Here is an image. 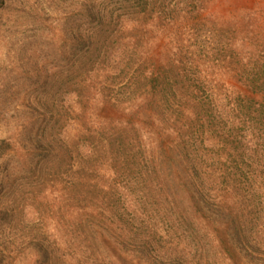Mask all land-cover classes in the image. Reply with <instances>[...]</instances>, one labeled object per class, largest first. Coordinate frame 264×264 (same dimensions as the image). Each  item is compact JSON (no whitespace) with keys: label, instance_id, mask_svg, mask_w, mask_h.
I'll use <instances>...</instances> for the list:
<instances>
[{"label":"rangeland","instance_id":"obj_1","mask_svg":"<svg viewBox=\"0 0 264 264\" xmlns=\"http://www.w3.org/2000/svg\"><path fill=\"white\" fill-rule=\"evenodd\" d=\"M129 3L0 0V264H52L45 255L37 263L31 258L38 242L45 251L55 242L58 261L75 264L68 257L76 244L68 235L65 210L69 188L77 183L70 170L81 164L92 171L88 177L98 188L92 196V188L87 190L84 199L74 193L81 200L76 198L75 207L90 205L91 198L98 212L90 264H155L143 249L155 235L162 236L157 248L164 264H264V100L259 98L264 93V0H212L203 17L198 8L188 7L182 38L192 46H184L209 50L212 70L206 73L214 82L202 86L208 92L200 94L194 112L186 106L175 114L162 83L147 85L133 73L114 70L115 47L107 50L100 34L86 38L100 17L96 13L110 17V35L149 10L146 4L128 8ZM87 8L94 9L91 20L84 17ZM237 15L240 35L223 22ZM84 44L89 56L105 65L92 67L99 93L86 96L88 101L71 98L62 82L82 63ZM253 80L252 94L246 84ZM90 89L87 85L85 92ZM150 89L160 92L157 100L162 97L165 111L154 117L155 124L145 111ZM55 96L70 107L91 112L97 107L102 122L85 127L100 126L92 140L64 118L60 127L65 126L67 144L60 143L59 157L51 158L57 172L45 164V156L23 160L4 144L35 138L45 127L37 108ZM91 146L95 157L86 160L82 154ZM151 150L157 155L155 168L143 162ZM166 151L176 162L164 159ZM123 153L136 158L129 156L126 164ZM203 189L207 196L195 198Z\"/></svg>","mask_w":264,"mask_h":264},{"label":"trees","instance_id":"obj_2","mask_svg":"<svg viewBox=\"0 0 264 264\" xmlns=\"http://www.w3.org/2000/svg\"><path fill=\"white\" fill-rule=\"evenodd\" d=\"M174 1L170 2L169 5L167 3L159 2L156 0H128L129 7L134 8L136 4L139 8H144V4H146V8L149 10H143L138 13V19L136 22H126V25L121 23V30L112 31L109 35V20L110 17L107 16V13L101 11L98 14L99 19H94L95 21L91 24L95 23L94 30H89L86 38L92 36L93 38L100 34L104 39H101L102 42L108 46L107 50L115 47L114 53L117 54L114 56V62L112 67L114 70H118L122 68L124 74L125 71L128 73H133L134 80L135 79H143L146 81L147 85H151L152 83L158 84L161 87L169 88L162 91L164 93L165 98L169 101V104L173 105L174 114L178 110H183L186 106H189L190 110L199 104L200 94H203L205 97V93L208 91H204L201 89L203 85L213 84V80H211V76L209 75L207 69H211L212 67L208 66L207 58L210 56L209 50L206 51L202 48L200 53L197 51H191V49L187 48L190 46L185 44V40L182 36L185 34V20L186 15L189 14L187 9L189 6L194 8H198L197 12L201 17H203L206 13L207 8L205 6L210 3L212 0H169ZM132 6V7H131ZM163 6V8H162ZM94 10V9H93ZM93 10L87 8L85 10L84 17L85 19L91 20L93 16ZM151 10V11H150ZM96 11V10H95ZM149 11L151 13H149ZM155 13V16L152 17V23L150 24V16L152 13ZM203 15V16H202ZM214 16V14H212ZM175 17V18H173ZM243 18V17H242ZM219 21V20H218ZM229 24V27L235 28L234 32H237L240 35V25H243L239 21V16L233 17L232 22H228L227 18L223 20ZM222 22V21H221ZM237 28V29H236ZM116 34V36H115ZM242 34V32H241ZM113 36V40L111 38ZM101 42V41H100ZM187 45V46H184ZM89 45L83 46L85 49V57L83 58L82 63L76 70H71L68 72L67 77L64 76L62 79L64 89H68V95L73 98L74 96L77 99L87 100V97L92 96V94L99 93L98 86L95 85V80L92 77V67L100 69L98 66H103L104 61L102 59L94 58L93 55L89 56L90 51L88 50ZM192 46V45H191ZM195 47V45H194ZM193 47V48H194ZM82 48V49H83ZM174 50V51H173ZM111 70H113L111 68ZM213 77V76H212ZM65 79V82H64ZM254 80L250 82L248 85V92H252L254 89ZM87 85H90L89 93H86ZM182 85V86H181ZM252 85V87H251ZM181 86V87H180ZM168 91V93H167ZM81 92L83 94L81 95ZM158 92V91H157ZM160 92L156 93V90L151 89L149 94H146L145 102H146V112L148 114L149 120L152 124H155L154 121L158 120L156 118L161 117L164 112L163 99L160 97L157 100ZM162 95V96H164ZM244 95V93H243ZM246 95V91H245ZM87 96V97H86ZM61 97H54L53 101L50 103L44 102L41 103V106H38L37 119L39 123L45 125L39 127V132L35 135V138H31L27 140V143L21 138L4 141V144L16 155H19L21 159H29V158H39L45 156L47 158L45 164L48 165L50 170H54L57 172V166L55 165L54 159L59 156L56 154L58 149H61L59 146L60 143L66 145V140L63 138L64 135L67 134L66 131H63L64 127H60L64 118L70 119L74 121L75 126L78 127V131L80 134L89 133L92 137L89 139L96 138V131L100 129L98 126L95 130H87L85 127L87 125L96 124L98 125L102 122L97 119V107L92 108L91 111H87L81 107H70L66 104L61 103L63 99L58 100ZM65 98V97H64ZM209 98V97H207ZM258 98V97H257ZM261 100H264V93L259 96ZM157 100V101H156ZM60 101V102H58ZM167 101V102H168ZM159 104V106L157 105ZM161 105V106H160ZM114 106V105H113ZM112 107V106H111ZM116 110V106L112 107ZM139 108V107H138ZM141 108V107H140ZM117 111V110H116ZM194 112V110H193ZM74 117V118H73ZM156 117V118H154ZM105 121V120H104ZM118 124H121L120 121H114ZM103 127V126H102ZM101 127V128H102ZM118 130H122L118 128ZM168 129H165L163 134H167ZM60 131V132H59ZM63 131V132H62ZM123 131V130H122ZM100 132V130H99ZM98 132V133H99ZM117 131L116 134H118ZM138 132V130H137ZM43 133V134H42ZM47 133V134H46ZM42 134V135H41ZM95 134V135H94ZM120 134V133H119ZM121 136L119 135V138ZM165 137V135H164ZM45 138V139H44ZM36 142V144H33ZM39 143V145H38ZM55 143V144H54ZM125 143L123 144V146ZM148 147V144L146 145ZM164 148V145H161ZM149 147L153 149L152 143L149 141ZM172 148V146H170ZM87 151V152H86ZM86 151L83 152L82 156L84 159L93 160L95 157L93 146L90 148H86ZM39 153V155H36ZM146 156L144 158V163L151 167L155 168L156 152L154 150L148 151L144 153ZM172 154V153H171ZM169 152L164 153V159H171L175 161L174 157H172ZM68 155V154H67ZM125 155L124 163H128L129 156L131 158H136L133 154L129 155L128 153H123ZM54 156V157H53ZM144 156V155H143ZM70 158V156H69ZM182 158V156H181ZM181 158L178 160L181 162ZM63 158H61L62 160ZM161 159V164L164 161ZM63 161V160H62ZM89 163V161H87ZM176 162V161H175ZM69 163V162H68ZM122 165H125V164ZM166 163V162H164ZM158 167V165H157ZM113 168V167H112ZM129 171L133 170L131 167L128 169ZM96 171V169H95ZM92 172L87 168L85 164H81L77 169L70 170L75 177V181H77L76 185L73 183V187L69 188V200H67L66 204V226L68 227V235L74 240V251L68 255L71 257V260L75 262V264H90L92 261L90 257L91 254H88L91 251V244L95 240V236L98 234V225L96 224L95 215L98 213L97 209H95L92 205L94 204L95 199L89 200L90 205H85L83 207H75L74 203L77 198V201H81L79 197H76L75 194H79L81 198H85V192L92 188L91 196L93 193L95 194L98 190L97 186H93L94 181H92L88 174ZM77 173V174H76ZM85 176H83V174ZM83 176V177H82ZM188 179V178H187ZM75 193V194H74ZM189 194V193H188ZM208 194L207 191L203 189L202 192L197 190L195 192V198L203 199ZM73 196V197H72ZM90 196V197H91ZM191 196V195H190ZM44 199V198H43ZM188 199V196H187ZM86 202V200H83ZM83 202V203H85ZM63 211V210H62ZM54 213L53 220L57 219L59 216H56ZM189 217L190 214L188 213ZM65 222V221H64ZM57 223L58 220H57ZM100 235V234H99ZM40 236V235H38ZM156 238V239H155ZM155 238H149L145 241L144 248L146 253L151 256L155 264H164V257L158 247V241L161 242L162 236L155 235ZM59 241L61 240L58 239ZM154 240V241H153ZM37 242V241H35ZM55 245V242H54ZM51 245L47 251L44 250L45 246L41 243H35L32 248L31 258L36 259V263L39 262L40 258L45 255L49 257V260L52 264H61L58 261L59 251L56 249V246ZM48 248V247H47ZM70 249V248H69ZM139 249V248H138ZM137 250V249H136ZM137 253V252H136ZM65 256V255H64ZM89 259V260H88ZM96 263V261H94Z\"/></svg>","mask_w":264,"mask_h":264}]
</instances>
